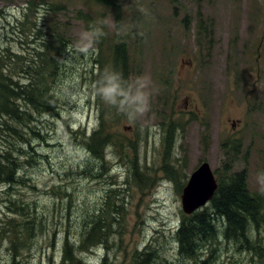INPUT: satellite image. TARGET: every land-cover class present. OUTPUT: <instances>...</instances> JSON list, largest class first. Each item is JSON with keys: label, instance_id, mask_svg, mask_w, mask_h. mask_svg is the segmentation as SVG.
Listing matches in <instances>:
<instances>
[{"label": "rangeland", "instance_id": "1", "mask_svg": "<svg viewBox=\"0 0 264 264\" xmlns=\"http://www.w3.org/2000/svg\"><path fill=\"white\" fill-rule=\"evenodd\" d=\"M42 1L0 0V72L12 77L11 69L19 70L18 63L29 58L36 40L33 24L56 29L78 59L70 63H82L65 78L58 71L56 90L63 100L57 116L17 102L29 114L25 124L42 139L8 117L0 120L5 131L0 132V154L5 149L15 158L16 175L22 178L0 184V264H12L16 232L25 246L13 242L19 255L14 264H60L65 237L84 264H100L102 258L129 264L130 253L146 246L158 256L151 264H180L172 240L183 214L178 182L184 184L201 162L221 171L223 141L237 143L232 171H244L249 191L264 195V0H124L128 7L115 0L122 12L119 22H125L122 30L113 27L109 7L88 0ZM57 1L64 8L46 17L49 2ZM31 4L35 8L29 11ZM78 12L87 15L81 19ZM200 19L205 31L197 37ZM94 28L103 32L99 39L93 38ZM139 38L141 44L133 46ZM119 40L127 42L131 59L127 86L135 94L136 81L143 78L150 109L136 120L122 115L112 126L121 148L115 152L105 144L104 161L91 162L79 144L100 122L90 94L107 83L100 78L95 86L92 77L110 69L108 48ZM104 58L106 66H101ZM2 66L7 69L1 71ZM134 157L140 184L146 185L142 190L131 182ZM164 163L178 168L176 183L165 175ZM111 189L116 192L108 193ZM101 208L111 219L120 216L121 228L114 224L104 244L85 252L78 248L83 218L96 211L98 217ZM109 228L104 222L102 229ZM213 256L211 264H264L263 255L257 254L258 260L228 243L217 245Z\"/></svg>", "mask_w": 264, "mask_h": 264}, {"label": "trees", "instance_id": "2", "mask_svg": "<svg viewBox=\"0 0 264 264\" xmlns=\"http://www.w3.org/2000/svg\"><path fill=\"white\" fill-rule=\"evenodd\" d=\"M45 0L41 2L44 3ZM71 1V0H66ZM96 5L109 7L114 12V18L117 24H119V16L122 14L118 1L115 0H88ZM62 1L49 2V6L45 8L46 17H50L55 12L64 8ZM35 8L34 4H31L29 11ZM47 12V13H46ZM80 18L84 19L87 15L85 13L78 12ZM82 14V15H81ZM85 25L88 30L91 29V25L85 21ZM187 27V23L184 24ZM52 28V27H51ZM46 30L36 27L33 24L32 35L36 39L34 40L35 46L31 50L29 60H24L19 64V70L11 69L13 76L3 75L0 72V120L4 117L10 118L17 125H22L27 128L28 132L40 139L39 132H34L29 129V126L25 124L29 121V114L27 111H21L17 102H21L26 107H30L32 110L39 114H46L48 116H57L55 113L58 106L60 107V100H63V93L57 92L56 87L58 81V71L62 72L63 78L67 76L70 68L75 67L82 62L70 63L71 61H77L71 56L70 51L65 49V44L62 42L63 37L60 36L56 29H50L48 23L46 24ZM202 31H205V27L202 25V21L197 24L196 35L200 37ZM33 38V39H34ZM125 40L128 39L126 35L123 36ZM137 39L133 46L141 44ZM65 42V41H64ZM109 49L108 63L111 70H114L121 74L125 82L121 83V88L124 91H128V78L130 60L128 54V44L125 41L119 40L112 48ZM83 58V54L80 60ZM23 57L21 56V59ZM104 60V61H103ZM106 59H102L101 66H106ZM7 69V66H2ZM67 72V74H66ZM101 73L99 72L92 77L94 85L99 83ZM15 78V80H14ZM97 82V83H96ZM168 82H164V88H167ZM91 93V92H90ZM131 94L134 95V91L131 90ZM93 98L94 106H97L99 110V123L97 124V130H93L91 134L83 140V144H79L82 150L88 156L89 160L99 159L104 161L103 151L105 150V144H112L115 152H117L122 145L119 133L113 131L115 125L120 121L121 116H126L124 113L118 111L117 107L105 104L101 98L94 93L90 94V98ZM123 101L124 97H119ZM117 99L119 104L120 99ZM160 101V97H158ZM126 110V106L122 105V110ZM113 121V123L111 122ZM113 124V125H112ZM169 127V126H168ZM7 128V127H6ZM18 128L15 131L17 132ZM0 132L2 130L0 124ZM169 144V143H168ZM237 146L236 142L223 141L221 148L226 158L221 171H213L216 178L217 189L211 198L210 202L201 209L195 211L190 215L181 214L180 221L172 234V240L176 248V256L179 259L180 264H211L214 260L213 254L217 250V245L228 243L234 246L238 253L248 252L251 256H255L258 260L260 258L257 254L264 256V195L252 194L247 186V176L244 171H232V158L233 149ZM104 149V150H103ZM0 154V184L6 186L18 183L22 181V178L16 175L17 165L15 158H11L10 154L5 149H1ZM232 152V153H231ZM135 157L130 159V163L134 165L133 171L130 170L131 182L138 186L140 190L144 189L146 185L140 184V171L138 170ZM176 169L177 167H170L164 163L163 170L168 178H174L176 183ZM89 171L93 172L92 169ZM86 172V169L85 171ZM83 172V174H85ZM90 177L98 178L95 173H89ZM184 184L178 182V193L182 192ZM115 190H109L108 193H114ZM109 204L105 208L108 207ZM105 208L99 210V216L95 217L96 212L86 214L82 221V231L79 237L80 246L79 249L89 251L97 245L104 244L109 233L112 232V226L115 224L118 229L121 228V223L116 216L115 218L107 215L104 211ZM103 217V218H102ZM12 221H9L11 224ZM109 223V230L104 231L102 229L103 223ZM218 226H221L219 228ZM107 225L104 224V228L107 229ZM259 228H262L263 233L259 236ZM12 257L11 261L14 264L19 255L15 252L13 242L16 240L17 247H24L25 240L21 241L16 233L12 234ZM222 238V239H221ZM80 251V250H79ZM78 251V252H79ZM73 245H68V240L65 237L63 240V255L60 264H84L83 261L75 257ZM78 255V254H76ZM158 256L155 250H151L149 246H146L143 251H137L134 249L129 256V264H151L157 259ZM164 264H167L163 260ZM100 264H108L106 258H102ZM110 264V263H109ZM238 264V263H235Z\"/></svg>", "mask_w": 264, "mask_h": 264}, {"label": "clouds", "instance_id": "3", "mask_svg": "<svg viewBox=\"0 0 264 264\" xmlns=\"http://www.w3.org/2000/svg\"><path fill=\"white\" fill-rule=\"evenodd\" d=\"M123 6L128 7L127 3L122 0ZM113 27H119L121 30L125 27V22L121 21L117 24L116 21L112 22ZM93 38L99 39L103 35V32L98 28L93 29ZM100 78L106 80V86L96 91V94L101 100L110 106L117 107L118 111L124 113L129 120H136L143 116L150 109V93L146 90V83L143 82V78L136 81V92L131 94L132 85L129 86V90L126 92L121 88L120 82H125L120 73L106 68ZM97 83V82H96ZM124 97L123 101L119 104L117 97ZM121 105L126 106V110H122ZM261 192H264V186L260 188Z\"/></svg>", "mask_w": 264, "mask_h": 264}, {"label": "water", "instance_id": "4", "mask_svg": "<svg viewBox=\"0 0 264 264\" xmlns=\"http://www.w3.org/2000/svg\"><path fill=\"white\" fill-rule=\"evenodd\" d=\"M217 188L216 180L208 163H201L193 170L181 193V208L189 215L204 207Z\"/></svg>", "mask_w": 264, "mask_h": 264}, {"label": "bare ground", "instance_id": "5", "mask_svg": "<svg viewBox=\"0 0 264 264\" xmlns=\"http://www.w3.org/2000/svg\"><path fill=\"white\" fill-rule=\"evenodd\" d=\"M13 159V158H12Z\"/></svg>", "mask_w": 264, "mask_h": 264}]
</instances>
